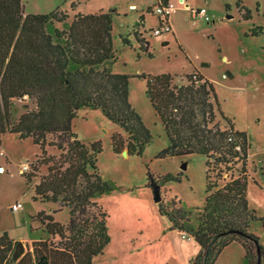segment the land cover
<instances>
[{"label":"trees","instance_id":"trees-1","mask_svg":"<svg viewBox=\"0 0 264 264\" xmlns=\"http://www.w3.org/2000/svg\"><path fill=\"white\" fill-rule=\"evenodd\" d=\"M170 0H155V9ZM74 8V5H72ZM148 11L153 15L155 12ZM243 19H251V10ZM68 15L25 13L22 0H0V148L2 137L16 134L32 139L41 154L23 173L33 200L68 208L66 225L53 216L38 213L34 219L56 239L34 241L31 246L0 236V264H92L111 243L107 218L97 198L118 189L104 180L98 167L101 142L86 144L73 131V121L82 108L100 110L127 135L112 136L117 154L143 156L153 136L140 114L129 102L130 77L115 74L112 66L117 51L112 40L114 11L77 13L71 23ZM159 27L169 22L158 16ZM145 14L134 25L140 50L151 56L150 42L140 38ZM55 23H63L60 30ZM171 27V25H170ZM255 27L252 36L263 34ZM146 32V31H145ZM124 45H131L125 37ZM146 82V96L159 118L168 145L156 158L203 155L206 157V198L202 208L188 210L176 200L158 202L159 214L170 229L189 235L200 247L192 264H215L225 248L233 243L245 250V263L264 258V247L252 228L264 227V217L249 205L247 162L250 143L246 132L235 128L222 110L215 86L200 70L185 75L181 82L170 73L140 75ZM28 98L35 109L19 113L15 100ZM221 120L227 127L221 126ZM52 136V138H49ZM49 148L60 152L51 155ZM242 163L240 171L235 167ZM46 173L41 174V168ZM238 173V174H236ZM40 175V176H39ZM149 186L179 181L168 174L155 177L148 169ZM56 212V211H55Z\"/></svg>","mask_w":264,"mask_h":264},{"label":"rangeland","instance_id":"rangeland-1","mask_svg":"<svg viewBox=\"0 0 264 264\" xmlns=\"http://www.w3.org/2000/svg\"><path fill=\"white\" fill-rule=\"evenodd\" d=\"M25 13L68 15L71 23L75 14H95L114 11L112 40L118 59L112 66L115 74L130 77L129 102L140 114L150 130L153 141L143 156L117 154L112 148V136L121 128L108 120L100 110L82 108L73 121V131L86 143L101 142L103 151L98 156V167L104 180L115 182L118 189L105 193L96 200L107 212L111 243L92 264H192L200 247L189 235L170 229L169 221L159 214L154 192L149 186L148 169L155 177L179 175V181H168L161 187L165 202L176 200L188 210L202 208L206 198V157L156 158L168 145L165 130L146 96V82L140 75L170 73L179 83L185 75L200 70L213 82L224 113L235 128L246 132L250 143L247 171L249 176V205L264 217V31L252 36L253 28H264V0H170L172 30L159 28L158 15H153L155 0H22ZM189 4V6H186ZM74 5V8H72ZM136 5V8L132 6ZM245 6L251 10V19L242 14ZM156 10V9H155ZM205 10V16L198 11ZM144 12V13H142ZM145 14L144 28L138 27L150 42L151 56L140 50L134 36V25ZM62 30L63 23H55ZM146 31V32H145ZM131 45H124L122 38ZM19 113L35 109L32 100H15ZM221 126L227 127L221 120ZM52 138V136H49ZM7 153L5 156V152ZM125 151V150H124ZM49 154H60L55 148ZM41 154L32 139L20 140L16 134L2 137L0 148V233L10 231L12 236L28 234V227H16L15 222L26 217L35 208L32 186L23 173L31 171L30 164ZM27 167V170H25ZM238 171L242 163L235 167ZM46 167L41 168V174ZM238 174V173H236ZM40 176V175H39ZM21 203L22 209L12 210ZM61 220L69 209H58ZM264 247V227L252 228ZM245 250L233 243L221 253L215 264H246ZM257 260L253 264H257ZM264 264V258L261 260Z\"/></svg>","mask_w":264,"mask_h":264},{"label":"crops","instance_id":"crops-1","mask_svg":"<svg viewBox=\"0 0 264 264\" xmlns=\"http://www.w3.org/2000/svg\"><path fill=\"white\" fill-rule=\"evenodd\" d=\"M180 1H182V0H180ZM172 5L174 7V4H172ZM186 6H189V4H186ZM132 7L136 8V5H134ZM142 13H144V12H142ZM171 14H172V10L169 14V22H170V25L172 26ZM142 28H144V27H142ZM171 30H172V27H171ZM6 154L7 153L5 152V156H6ZM34 204H35L34 205L35 208H33L32 212L28 213L26 217H23L22 219L15 222L16 227H25V228L28 227L30 230V232L28 234H20L18 236H12L10 231L6 230L4 232V233H7L11 239L19 240V241L23 242L25 245H29V246H31V244L34 241H38L41 239L47 240V239H56L57 238V237H54V236L50 235L49 233H47L45 231V227L43 226V224L41 222H39L38 220L34 219V217L38 213L45 212L46 214L53 216L55 222H59L63 225H66L69 221V218H70V212H69V215L66 216L65 219L61 220L59 218V215L56 214V212H55L59 209L58 204H55V203H34ZM1 235H2V233H0V236Z\"/></svg>","mask_w":264,"mask_h":264},{"label":"built area","instance_id":"built-area-1","mask_svg":"<svg viewBox=\"0 0 264 264\" xmlns=\"http://www.w3.org/2000/svg\"><path fill=\"white\" fill-rule=\"evenodd\" d=\"M172 8H173V5H172L171 3H169V5L166 6V7H163V8L158 7V8H156L155 12H156V14H157L159 17H161L163 20H165V17L168 16V15L170 14ZM198 14H200V15H202V16H205L206 11H205V10L198 11ZM163 30H165V31H167V32L171 30L170 22H165V21H163L162 26L159 27L158 29H156V30L153 32V34H154V35H160V34H162ZM25 170H27V167H25ZM22 207H23V206H22L21 203H17V204H15V205H13L12 210L15 211V212H18V211H20V210L22 209Z\"/></svg>","mask_w":264,"mask_h":264},{"label":"water","instance_id":"water-1","mask_svg":"<svg viewBox=\"0 0 264 264\" xmlns=\"http://www.w3.org/2000/svg\"><path fill=\"white\" fill-rule=\"evenodd\" d=\"M123 155L127 156L128 155V152L125 150L122 152ZM3 171V167H0V172ZM154 197H155V201L158 203L162 200V195H161V187L160 186H154ZM257 264H261V258H260V254H259V257H258V262Z\"/></svg>","mask_w":264,"mask_h":264}]
</instances>
